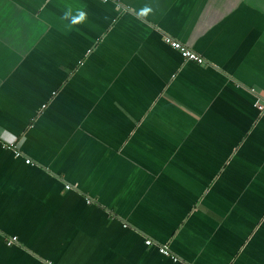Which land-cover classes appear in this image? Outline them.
Returning a JSON list of instances; mask_svg holds the SVG:
<instances>
[{
  "label": "crops",
  "instance_id": "obj_1",
  "mask_svg": "<svg viewBox=\"0 0 264 264\" xmlns=\"http://www.w3.org/2000/svg\"><path fill=\"white\" fill-rule=\"evenodd\" d=\"M251 88L264 0H0V264H264Z\"/></svg>",
  "mask_w": 264,
  "mask_h": 264
},
{
  "label": "built area",
  "instance_id": "obj_2",
  "mask_svg": "<svg viewBox=\"0 0 264 264\" xmlns=\"http://www.w3.org/2000/svg\"><path fill=\"white\" fill-rule=\"evenodd\" d=\"M164 41L169 44L170 46H172L173 48H175L176 50H178V52L180 53V55L182 56V58H184L185 60H193L196 61L198 63H202L203 62V58L198 55L196 52H194L192 49H190L188 46L184 45L183 43H181L180 41L171 38L169 36H164ZM252 92H256L255 93V100H254V107L259 111L262 112L264 111V93H259L255 90V88H251ZM7 146L11 147L15 153L16 156H19L21 153L19 150H17V145L15 144V141H8ZM25 162L26 163H30V159L25 158ZM71 186L70 185H66L65 188L69 189ZM4 241V243H6L7 245H12L14 243H16L17 238L16 236H6L3 237L2 239ZM145 243L147 245L152 244V240L151 239H145ZM158 250L159 252L165 254V255H169V252L166 248V246H158ZM174 259H176L174 256H172Z\"/></svg>",
  "mask_w": 264,
  "mask_h": 264
},
{
  "label": "clouds",
  "instance_id": "obj_3",
  "mask_svg": "<svg viewBox=\"0 0 264 264\" xmlns=\"http://www.w3.org/2000/svg\"><path fill=\"white\" fill-rule=\"evenodd\" d=\"M151 11H152L151 8L145 7V8H143L141 10L140 14L142 16H147L148 13L151 12ZM86 17H87V13L85 11L81 10L76 15L73 16L71 10H69V11L65 12L63 18L64 19H69L70 18L71 19V23L73 25H75V24H79V23H82L83 21H85Z\"/></svg>",
  "mask_w": 264,
  "mask_h": 264
}]
</instances>
